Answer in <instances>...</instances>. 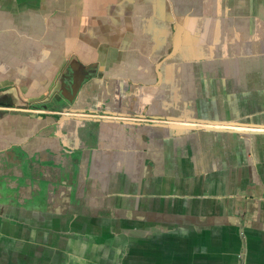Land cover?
I'll list each match as a JSON object with an SVG mask.
<instances>
[{"label": "crops", "instance_id": "crops-1", "mask_svg": "<svg viewBox=\"0 0 264 264\" xmlns=\"http://www.w3.org/2000/svg\"><path fill=\"white\" fill-rule=\"evenodd\" d=\"M0 264H264V0H0Z\"/></svg>", "mask_w": 264, "mask_h": 264}, {"label": "water", "instance_id": "water-1", "mask_svg": "<svg viewBox=\"0 0 264 264\" xmlns=\"http://www.w3.org/2000/svg\"><path fill=\"white\" fill-rule=\"evenodd\" d=\"M103 115H112L114 116L115 113H104ZM157 118L158 120H162L163 118H166V117H155ZM169 118V119H168ZM168 120H171V121H176V122H183L184 120L182 119H179V118H172V117H167ZM187 122L189 123H199V122H203V120H200V119H187ZM226 125L228 126H232V127H245V128H258L259 126L257 125H253L252 123H249V122H237V121H232V122H228V123H225ZM132 125V124H131ZM135 126L138 125V123L136 124H133ZM147 126H155V127H164V128H172V129H177V130H188V129H196V130H199L200 128L199 127H187L185 125H165V124H150V123H147ZM211 130H215V131H224V130H228V129H225V128H218L216 126H213L210 128ZM254 131H252L253 133Z\"/></svg>", "mask_w": 264, "mask_h": 264}]
</instances>
